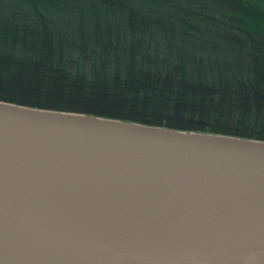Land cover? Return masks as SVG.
<instances>
[{"label":"water","instance_id":"95a60500","mask_svg":"<svg viewBox=\"0 0 264 264\" xmlns=\"http://www.w3.org/2000/svg\"><path fill=\"white\" fill-rule=\"evenodd\" d=\"M264 142L0 102V264H264Z\"/></svg>","mask_w":264,"mask_h":264},{"label":"trees","instance_id":"16d2710c","mask_svg":"<svg viewBox=\"0 0 264 264\" xmlns=\"http://www.w3.org/2000/svg\"><path fill=\"white\" fill-rule=\"evenodd\" d=\"M0 102L264 142V0H0Z\"/></svg>","mask_w":264,"mask_h":264},{"label":"bare ground","instance_id":"6f19581e","mask_svg":"<svg viewBox=\"0 0 264 264\" xmlns=\"http://www.w3.org/2000/svg\"><path fill=\"white\" fill-rule=\"evenodd\" d=\"M262 261L264 262V258H262Z\"/></svg>","mask_w":264,"mask_h":264}]
</instances>
